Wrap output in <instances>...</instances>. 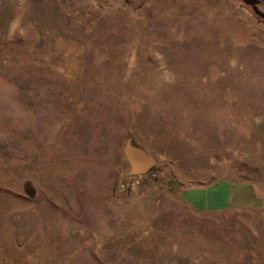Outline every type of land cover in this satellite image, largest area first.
<instances>
[{"label":"rangeland","instance_id":"rangeland-1","mask_svg":"<svg viewBox=\"0 0 264 264\" xmlns=\"http://www.w3.org/2000/svg\"><path fill=\"white\" fill-rule=\"evenodd\" d=\"M0 264H264V0H0Z\"/></svg>","mask_w":264,"mask_h":264},{"label":"crops","instance_id":"crops-1","mask_svg":"<svg viewBox=\"0 0 264 264\" xmlns=\"http://www.w3.org/2000/svg\"><path fill=\"white\" fill-rule=\"evenodd\" d=\"M231 181L221 180L212 185L183 189L181 198L193 211L205 215H212L226 212L230 209L244 208L246 203V190L238 187ZM242 188V189H240ZM63 235V241L69 247L70 240L67 231Z\"/></svg>","mask_w":264,"mask_h":264},{"label":"water","instance_id":"water-1","mask_svg":"<svg viewBox=\"0 0 264 264\" xmlns=\"http://www.w3.org/2000/svg\"><path fill=\"white\" fill-rule=\"evenodd\" d=\"M123 154L130 165V175H145L155 164L152 156L145 153L142 149L132 145L130 140H127L123 147ZM169 191L176 194L180 189V185L175 182L168 184Z\"/></svg>","mask_w":264,"mask_h":264},{"label":"built area","instance_id":"built-area-1","mask_svg":"<svg viewBox=\"0 0 264 264\" xmlns=\"http://www.w3.org/2000/svg\"><path fill=\"white\" fill-rule=\"evenodd\" d=\"M143 175H125L120 179L118 183V190L120 192H135L142 184Z\"/></svg>","mask_w":264,"mask_h":264}]
</instances>
